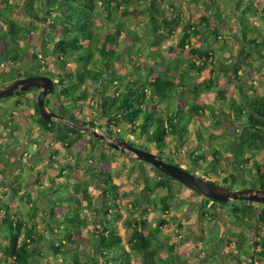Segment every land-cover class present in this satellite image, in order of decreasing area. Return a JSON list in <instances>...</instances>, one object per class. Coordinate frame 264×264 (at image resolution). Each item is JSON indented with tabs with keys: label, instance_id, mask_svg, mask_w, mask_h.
I'll return each mask as SVG.
<instances>
[{
	"label": "rangeland",
	"instance_id": "374dc122",
	"mask_svg": "<svg viewBox=\"0 0 264 264\" xmlns=\"http://www.w3.org/2000/svg\"><path fill=\"white\" fill-rule=\"evenodd\" d=\"M8 1L10 8L3 6V0H0V11L8 14L7 16L18 23L25 24L30 33L27 43L23 41L18 43L21 48V54L17 62L12 63L2 59L4 58L7 45L0 44V86L17 80L19 72L45 75L47 73L45 64L53 68L49 62L55 59L51 55V51L54 39L58 34L57 31L49 32L46 23L34 21L22 11V9H30L31 7L33 13L37 12L40 15L42 5L46 3V0ZM238 2L241 8L235 11V5ZM251 2L252 0H203V3L216 11L213 13L215 17H212L207 16L203 11L204 4L195 5L190 0H141L140 2L134 0L129 6L121 4L122 6L119 8H113L110 14L104 8L103 1L98 0L97 15L92 22V31L96 37L102 39L112 34L117 28L127 29L135 33V40L131 41L132 43H138L141 47L146 46L147 48L164 43L167 45L165 51L168 48L174 49L173 55L175 53L179 54L180 50L177 46L181 42L183 33L186 32L190 37H193V44L201 49L205 46L206 41L212 42L213 39L207 32H212L213 29L217 30V33H221L222 37L223 35L225 36L222 40L230 41L229 43L232 45L237 42L239 46V36L237 38L233 37L237 29H239L237 15L242 14L241 10L248 6L252 8L248 15L253 21L262 17L259 11L260 8L251 6L249 4ZM257 6L261 5L258 4ZM202 17H207L209 21H205ZM171 19L176 22V25L166 27L168 22L166 20ZM259 25L264 28V25ZM247 27H244V30ZM201 32L202 35H199ZM0 36L7 38L6 28L1 23ZM125 38L126 33L122 32L118 45L114 47L122 52V62L114 64L113 69L116 72H122L125 76L127 74L130 76L134 70L131 68V63H129L127 52L130 50V44L132 43ZM215 40H217V45L221 43L218 38H215ZM198 56L201 57L200 55ZM68 66L73 71L75 63L70 60ZM147 67L146 63L141 61L138 66V73L143 75V69ZM210 69L215 70L216 68L212 66ZM233 69V67H228L230 78H232ZM217 72L220 75L217 78L218 81L214 82V84L208 82V84H211L210 87H223L231 92V95L238 97V91L235 86L229 83V80L224 79L220 71L217 70ZM251 72L254 73L253 76L250 74ZM204 74V76H207L209 72L205 71ZM23 76L22 74L20 79L25 78ZM204 76L199 75L196 79L200 77L205 80ZM237 77L255 86L256 90L254 92L251 91L248 95H264L263 59H259L256 55L252 67L243 66L241 70H238ZM3 79L6 80L5 83H2ZM184 82L188 84L194 83L193 80L188 82L185 80ZM199 83L204 87L205 84L202 83L201 79H199ZM95 86L97 85L87 84V98L76 101L75 109L70 110L72 115L68 113L67 118L73 117L72 122L56 120L58 126L62 128L63 125L68 123L71 127H78V129L85 127L90 131H95L98 135H102L108 142L121 138L127 143L140 147L142 150L151 151V153L156 155L160 153L161 155L159 156L164 161L179 165L189 171L197 170L198 167L193 162L196 161L200 166V171L195 172V175L217 184H220V180L225 175L233 172V168L241 166L243 173L237 177L251 182L253 185L257 184L254 179V164L257 163L264 166V151L253 155L249 163L241 164L234 160L233 154L230 153L231 151L224 153L223 149L220 148L223 155L218 165V176L209 177L203 172L209 171L206 169L208 162L211 161L209 151L218 149L223 144L226 147L232 141L238 128V125L235 126V121L232 124L231 114L226 108L227 105L220 98L215 95L214 99L208 98L206 95L202 96L201 100L208 102L214 108L212 115L206 112L202 115L203 118L198 120L207 129V131L203 130L206 136H203L205 141L200 142L196 139L195 126L193 125V127L191 124L189 125L188 139L181 149L176 150V143L173 137L165 138L164 145L160 148H154L153 145L148 144L145 135L140 134L139 129H135L134 133H132V128L125 124H123L122 128L106 127V119L99 112V104L103 94L101 93L102 88ZM192 88L194 87L189 86L188 90H183L176 85V90L172 92L171 99L175 100V102L176 100L191 102L195 98L189 92ZM116 91L115 85L112 84L107 86V91L104 94L111 96L115 95ZM35 92L32 90L31 94L19 98V105L23 107V112L19 114V124L22 123L23 127L19 126V134L12 135L13 138H18L19 136V146H0V162L5 164L3 168L0 166V201L5 203L12 211L19 212L20 218L34 221L40 224L41 227L43 226L44 231L41 234L44 237L56 238L53 236H56L57 232L61 234L60 231L62 232V229L68 226V222L63 218V215L66 217L67 214L76 212L83 220L81 221L82 224H84L83 222L86 224V227L78 226V235L73 238L72 243H66V247L62 249L63 251L60 254L54 253L50 248L40 247L39 252L45 256V260L41 264H62L60 261L61 256H66L70 252L76 253L74 261H66L63 264H93L92 258L95 255H97L99 260L98 264H119L107 258L106 261L101 256L103 255L102 251L94 249V246L91 245V240L98 234L94 232L93 228L95 219L98 220L96 223L97 229L101 232L114 228L115 233L121 238V245L129 252V264L141 263L140 255L136 252H131L127 244L131 233L137 228L139 220H144L146 223L145 230L149 232L148 236L153 231L158 232V240L155 244L160 247V256L157 264H174L166 260L171 257L175 258V255H178L186 264L249 263V258L246 257H241L239 263L233 260L237 249L234 248L236 245L235 238L231 237V233L242 232L245 236V242L243 243L245 246H250L256 236H253L248 228H238L231 224L232 219L229 217L228 206H222L202 198L176 181L167 180L168 189L158 187L157 182L163 180V176L152 166L139 162L132 156L114 151L106 143L93 139L86 132H81V139L73 147L66 149L63 143L57 141L53 135H45L44 131L37 128L34 124L35 122L27 120L34 114ZM229 95L228 93L226 94V96ZM198 98L197 100H199ZM15 99L6 98L0 100V114H3V117H0L2 119L6 110L13 106ZM49 100L50 104L48 107L53 112H57L60 107L64 106L62 101L54 94L53 97H49ZM236 101L238 103L240 99ZM175 102L171 101L169 104V106L173 107L172 110L176 106ZM160 106L164 108L166 104L163 103ZM9 120L15 124L17 123L16 116L13 114ZM29 127L31 129H26ZM201 129H203L202 126ZM151 131L150 128L149 132ZM5 137H7L5 130L0 128V139ZM31 137L34 139V146L28 147L29 141H27V138ZM40 142L43 143H41V151L38 152L35 147ZM25 146H27V155H23ZM201 154L204 155L205 159H196ZM154 185L153 191L148 189V187L152 188ZM76 187L78 188L77 193L75 191ZM85 187L92 189L96 193L97 200L101 199L102 204L105 201L102 211H96L98 208L97 201H94L89 209L82 203L80 190ZM55 189L62 195V200L55 198V205L52 206L51 201L54 197L52 193ZM102 190H106L107 194L102 195ZM111 190H114L113 193L116 194V205L114 207L112 205V197L114 195L111 194ZM166 194L171 195L172 200L169 212L162 214L155 198ZM145 198L152 200L150 206L144 202ZM65 200L73 203L75 200H79L81 204L79 206L73 205L72 211H68L63 207H59L62 206L61 204ZM137 206H141V215L138 213ZM254 206L258 212L264 211L263 204L254 203ZM0 208L3 207L0 205ZM113 214H117V217ZM2 217L3 215L0 213V224L2 223ZM54 218L57 221L53 220ZM51 219L53 220V225L50 226L48 222ZM161 219L164 220V223L159 224ZM54 226L56 227L54 228ZM254 227V232L264 235V226L255 225ZM214 232L218 235L216 243L203 249L202 242L207 235ZM228 241L230 242L229 244L227 243ZM259 250L260 248L257 249V251ZM106 256L110 258L109 255ZM111 256L113 258V255ZM254 264H264V260Z\"/></svg>",
	"mask_w": 264,
	"mask_h": 264
},
{
	"label": "trees",
	"instance_id": "16d2710c",
	"mask_svg": "<svg viewBox=\"0 0 264 264\" xmlns=\"http://www.w3.org/2000/svg\"><path fill=\"white\" fill-rule=\"evenodd\" d=\"M102 1L104 8H106L108 14H110L113 8H119L122 6L121 4L129 6L134 0ZM135 1L140 2L141 0ZM190 1L195 5L199 3L204 4L203 11L206 15L215 17L213 13L216 11L203 3V0ZM251 3H249L251 6L260 8L261 18L264 20V0H258L257 2L252 0ZM258 4L261 6L258 7ZM3 6L10 8L9 1L3 0ZM240 8V3L238 2L235 5V11H238ZM97 9L98 0H46V3L42 5L40 15L37 14V12L33 13L31 7L30 9H22L23 13L34 21L46 23L49 32L57 31L58 33L54 39L51 51V55H53L55 59L49 62L53 68L45 64L47 72L45 76L56 82L54 95L64 104L58 111L59 116L66 118L70 110L75 109L77 105L76 101L87 98L88 89H86V85L96 84L97 86L95 87L102 88L101 93L103 94L101 95L102 100L99 104V112L101 116L106 119V127L122 128L123 124H125L132 128V133H134L135 129H139L140 134H144L148 140V144L153 145L154 148H160L164 145L165 138L173 137L176 143V150H179L188 139L187 135L189 134V125L191 124L195 126L194 133L196 139L200 142L205 141L203 137L204 131L201 129L203 125H201L198 120L202 119V115L206 112L212 115L214 108L210 104L199 102L197 98L199 93H215L216 97L220 98L231 107L234 112V121L238 124V128L232 141H230L226 147L223 146V144L218 149H211L209 151L211 161L208 162L206 168L209 171L203 172L209 177H213L214 175L218 176V165L223 155L220 148L223 149L224 153L231 151L230 153L233 154L234 160L241 164L249 163L253 155L264 151V95L250 96L246 93L245 89L254 92L255 88L253 86H247L240 77H237L238 70L242 68L240 63L233 66L234 69L232 74V79L236 81V90L238 91L240 99L238 103L230 101L227 98V91L210 87L211 84L214 83L210 78L208 81L202 82L205 84L204 87L199 83L193 89L189 90L195 97L191 102L187 103L179 100L175 102V100L171 99V94L176 90V85L183 90H188L189 84L184 82V77L181 76L182 74L179 76L180 78L178 81L176 78L167 74V71L170 70L168 68L170 64L166 65V69L162 72H158L153 78L151 74L154 68L150 70L149 74H130V76H128V74L125 76L122 72H116L113 69L114 64L122 62V52L114 48L119 43L118 41L121 33L125 32V39L128 40H132L135 33L127 29L122 30L121 28H117L112 34L99 39L92 31V22L97 15ZM250 9L252 8L245 6V8L241 10L242 14L237 15L241 20L240 22L243 28L246 27L248 23L243 15L250 13ZM7 15L8 14H4L0 11V23L6 28L7 32V38L0 36V43H5L7 45L4 58L2 59L13 63L17 62L20 58L21 48L18 46V43L22 41L27 43L29 41L30 31L25 24H20ZM202 19L209 21L207 17H202ZM49 20L51 21L49 22ZM166 21H168L166 27H173L176 25V22L172 19ZM213 31L215 33L217 32L215 29H213ZM186 33H183L181 42L177 47L180 52L184 51L185 47H187L192 55L199 54L201 56V59L204 61L202 66L195 67L193 64L186 65L187 69H196L197 72L200 73L208 69L207 64H213L215 58L212 51H209L206 45L203 47L204 49L192 47L189 40L190 36ZM193 34H195V32H193ZM243 37L245 39V36ZM245 41L249 44L250 50L255 52L258 58H264V42L255 43V37H251L249 40ZM127 56L129 57L128 52ZM248 57L249 55L246 54L243 56V59L248 60ZM70 60L72 63H75L73 71L70 70L68 66ZM220 69V72L226 75L227 68L222 66ZM212 72L213 71H210V74ZM22 74L24 75L23 77L33 76L32 74L19 72V78H22ZM5 82L6 80L3 79L2 83ZM208 82H211V84H208ZM112 84L115 85L117 90L116 94L107 96L104 93L107 91V86ZM171 101H174L176 104L174 110H172L173 107L169 106ZM163 103L166 104L164 108L160 106ZM34 107L35 112L38 114L36 103ZM68 119L72 122L73 117ZM39 123L41 129H47L54 135L57 141L63 143L66 149L73 147L81 139V131L69 125H63L61 128L54 121L46 122L40 118ZM150 128L152 130L151 132H149ZM117 139L123 141L121 138ZM131 145L140 148L132 143ZM159 155L161 154L158 153L157 156ZM196 159L204 160L205 157L201 154L197 156ZM102 161H104V159H102ZM193 162L198 167L197 170L189 171L186 168L185 170L195 174V172L200 171V166L198 162ZM254 165V179L257 183L256 185L237 177L241 176L243 173L241 166L233 168V172L225 175L220 180V184L229 188L238 189L264 187V166L257 163ZM158 173L163 176V180L157 182L159 185L158 187L168 189L167 180H174L160 172ZM153 188H155V185L152 188L148 187V189L152 191ZM75 191L76 193L78 192L77 187ZM113 191L114 190H111L110 192L114 195L112 197V205L114 207L116 205V194L113 193ZM101 193L105 195L107 191L102 190ZM80 195L82 203L86 206L91 205L94 201H97L98 204L101 203V200H97L96 193L88 187L81 189ZM52 196H54L51 201L53 205H55V198L58 200L62 198V195L57 189L53 191ZM155 200L162 214L169 212L172 200L171 195H160L156 197ZM65 202H68L72 206H79L81 204L79 200H75L74 203L68 200H65ZM144 202L149 206L152 204V200H149V198H145ZM217 204L228 206L230 212L229 217L232 219L231 224L233 226L248 228L251 230L252 235L257 238L252 240L250 246H245L243 244L245 242L244 234L242 232H232L231 237L235 238L236 244L234 248L237 249L235 259L233 260L239 263L241 257H246L249 258L248 264H254L255 262L264 260V235L262 236L258 234V232H254L255 225L264 226V211L258 212L254 203L243 201L230 204ZM0 205L3 207L0 208V213L3 215L1 218L2 223L0 224V264H41L44 262L45 256L39 252L40 247L50 248L54 253L60 254L63 251L62 249L66 247V243H72L73 238L78 235V226L81 225L82 227H86L85 222L82 224L81 221L83 220L74 212L72 214H67L66 217L63 215L66 222H68V226L64 227L62 232L60 231V233L64 235L63 238L44 237L41 234L42 227L22 221L19 217L20 213L12 211L11 208L6 206L2 201H0ZM104 206L105 201L102 205L98 206L99 209L96 211H102ZM137 208L138 213L141 215V206H137ZM113 215L117 217V214ZM78 218H80V220H78ZM94 222V232L98 233L91 240V245L94 246V249L102 251L103 255L101 256L105 260L107 258L114 263L129 264V252L121 245V238L115 233V230H113L114 228L101 232L97 229L98 226L96 223L98 220L95 219ZM161 223H164V220L161 219L159 224ZM145 227L146 223L144 220H139L137 228L131 233L127 242L128 249L140 255V264H157L160 256V247L155 244L158 240V232L153 231L151 235L148 236L149 232L145 230ZM217 239L218 235L216 232L207 235L206 239L202 242V248L206 249L211 247L216 243ZM227 243L229 244L230 242L228 241ZM258 248H260L259 251H257ZM106 255H109L110 258ZM111 255H113V258ZM75 257L76 253L70 252L66 254V256H61L60 261L63 264L66 261H74ZM166 261L174 264H186L178 255ZM92 263H99L97 255L92 258Z\"/></svg>",
	"mask_w": 264,
	"mask_h": 264
},
{
	"label": "crops",
	"instance_id": "0c3cea01",
	"mask_svg": "<svg viewBox=\"0 0 264 264\" xmlns=\"http://www.w3.org/2000/svg\"><path fill=\"white\" fill-rule=\"evenodd\" d=\"M254 1L257 2L258 0H254ZM243 16H244L245 20L248 22L247 23L248 27L246 30H244V28L242 27L241 22H240L241 20L238 17H236L237 21H238L239 29H237V32L233 36L234 38H237V36H239V41H238L240 44L239 46L237 45L238 44L237 42L232 45L231 43H229L230 41L222 40V38H224L225 36L223 35V37H222L221 33H217V32L215 33L213 31L207 32V34L210 35L213 40H212V42L206 41L205 45L208 46L209 51H212L215 59L213 58L214 59L213 64H209V63L207 64L208 69H205V70L201 71L200 73H198L196 69H192V68L187 69L186 68V65H189V64H193L195 67H200L204 63L203 59H201V57L198 56L199 54L192 55V53H189L187 47H185L184 51H182V52L179 51V54L175 53L173 55L174 49L168 48V50L165 51L167 45H165L164 43H159L158 46L153 45V46H149V48H147L146 46L141 47L140 44H138V43H134V42L132 43L131 41H134L135 40L134 38L132 40L131 39L128 40V42L132 43V44H130L131 48L128 51L129 63H131V65H132L131 68H133V70H134L132 74H134V75L139 74L138 73V66L141 63V61H144V63H146V65L148 66L147 68L143 69V75L149 74L150 70L152 68H154V71L151 74L152 78L155 77L158 72L164 71L166 69L165 66L170 64V66H168V68L170 70L167 71L168 75H171V77L176 78V80L178 81L180 78L179 76L182 74L181 76L184 77L183 80L184 81L186 80L187 82L189 80H193L194 83L189 84V86L195 87L198 84L199 79H201V81L204 82V81H208V79L210 78L214 82H217L218 81L217 78L220 76L218 74L217 70L220 71L221 70L220 68L222 66H224L227 68V73H226V75H223L221 73L223 78L226 80H229V83H232L236 88V81L229 77L228 67H233L234 65L239 64V63L242 65V67L243 66L247 67V68L252 67V63H253L254 58H256V54H255V52H252V50H250V46H249V44L246 43L245 40H249L251 37H253V38L255 37L256 38L255 43L264 42V28L259 25V24L264 25L263 18H256V20L254 19V21H255L254 22L248 14L243 15ZM199 35H202V32ZM216 35H217V37H216ZM214 36H215V38H218L219 40H221V43L219 45L216 44L217 40H215ZM243 36H245V39ZM192 38L193 37H190V39H189L191 46L194 48L201 49V48H199V46L193 44ZM148 45H150V44H148ZM169 47H172V46H169ZM203 47H205V46H203ZM202 49H204V48H202ZM169 51L172 55L170 53L168 54ZM246 54L249 55L248 60L243 59V56ZM259 59L264 60V58H259ZM212 66H214L216 69L211 70L210 68ZM205 71L209 72V74L207 76H204ZM210 71H213V72L210 74ZM250 74L252 76L254 75L253 72H251ZM199 75L204 76L206 79L204 80L200 77H199V79H196ZM242 81H243V79H242ZM245 83L247 84V86H253L255 88V86L253 84H251L247 81H245ZM218 89H221V90L223 89V90L227 91V93L230 94L229 96H227V98L230 101L237 102L236 100H239V96L235 97L234 95H231V92H229L225 88L220 87ZM255 90H256V88H255ZM245 91L247 94L251 93V91L248 89H245ZM203 95H206V97H208V98L211 97V99H214L215 93H209V94L199 93L200 97L198 98L199 99L198 101L205 103V104H208V102H203L201 100ZM257 95H263V94H257ZM250 96H252V95H250ZM225 105H227L226 106L227 111H229V113L231 114V122H232V124H234V112L232 111L231 107L226 102H225ZM236 125H238V124L235 123V126ZM202 128H203V130H207L206 126H204V125ZM236 131H237V129H236ZM92 204L89 206H86L85 204L84 205L87 207V209H89L92 206ZM100 205H102V204L101 203L98 204L97 207ZM52 206H54V205H52ZM59 207H63L68 211H72L74 206H72L68 202H63L62 206H59ZM97 209H99V207ZM21 219L24 222L36 224V225H38V227H41L40 224H37L34 221H30L28 219L24 220L22 217H21ZM53 220L57 221L56 218H54ZM53 220L52 219L49 220L48 224L50 226L53 225V222H52ZM55 227L56 226H54V228ZM42 231H44L43 226H42L41 232ZM55 235L56 236H53V237H56V238L64 236L63 233L59 234V232H57V234H55Z\"/></svg>",
	"mask_w": 264,
	"mask_h": 264
},
{
	"label": "water",
	"instance_id": "95a60500",
	"mask_svg": "<svg viewBox=\"0 0 264 264\" xmlns=\"http://www.w3.org/2000/svg\"><path fill=\"white\" fill-rule=\"evenodd\" d=\"M40 90L37 98V109L43 121L64 120L58 114L52 112L48 107V98L55 93V83L46 76H31L14 80L0 86V100L12 97L18 93ZM81 132L83 131L80 129ZM93 138L101 140L114 151L134 157L137 161L147 163L158 172L166 175L172 180L183 185L187 189L213 202L229 204L232 202H248L264 205V188H240L233 189L212 181L200 178L195 174L187 172L184 168L173 163L164 161L154 153L136 148L125 141L113 140L108 142L102 135L95 131L84 129Z\"/></svg>",
	"mask_w": 264,
	"mask_h": 264
},
{
	"label": "flooded vegetation",
	"instance_id": "af4514ba",
	"mask_svg": "<svg viewBox=\"0 0 264 264\" xmlns=\"http://www.w3.org/2000/svg\"><path fill=\"white\" fill-rule=\"evenodd\" d=\"M0 44H3L5 45V43H0ZM33 76H45V75H33ZM31 77V76H30ZM47 77V76H46ZM26 78V77H25ZM19 79V78H18ZM54 83H56L55 81H53ZM55 88H56V84H55ZM36 91L35 93V101H34V104L36 103L37 105V98H38V95L40 93V90H34ZM32 91H29V92H23V93H18L12 97H9V98H16L15 101L13 102V106L9 109L6 110V113H5V116L4 118L2 119L3 117V114H0V128L4 129L5 130V135L7 137H5L4 139H0V146H5V145H9V146H16L18 145L19 146V136L18 138H13L12 135H16V134H19V126H22V123L19 124V114H21L23 112V107L21 105H19V98H23V96H26L28 94H31ZM22 94V95H21ZM53 97V95H51ZM49 100V98H48ZM34 104H33V112L34 114H32V117L30 116V118H27V120L31 121V122H35L34 124L37 126V128L41 131H44L45 135H53L51 134L47 129H41L40 128V123H39V113L37 114L35 112V107H34ZM50 104V100L48 101V104H47V107L49 106ZM49 108V107H48ZM10 110V112H8ZM38 110V109H37ZM60 110V108H59ZM58 110V111H59ZM58 111L57 112H54L56 114H58ZM53 112V111H52ZM15 115L16 116V119H17V123H13L11 122V120H9L11 118V116ZM22 116V115H21ZM25 116V115H24ZM61 117V116H60ZM63 118V117H62ZM41 119V118H40ZM54 122H56V120H52ZM60 121H69V119L66 117L64 118V120H60ZM50 122V121H48ZM71 123V122H70ZM65 125H69L68 123H66ZM77 125H79L77 123ZM85 125V124H83ZM70 126V125H69ZM23 127V126H22ZM25 127H28V126H25ZM71 127V126H70ZM75 129H78V127H74ZM26 129H31L30 127L29 128H26ZM33 129V128H32ZM81 129V128H80ZM78 129V130H80ZM84 129H86L85 127L82 129L83 131L82 132H85ZM81 131V130H80ZM11 135V136H10ZM29 136V135H27ZM54 136V135H53ZM92 137V136H91ZM95 139V138H93ZM116 139V138H115ZM118 140V139H117ZM27 141H29V144H28V147L29 146H34L33 142H34V139L31 137V138H27ZM101 141V140H100ZM121 141V140H120ZM103 142V141H102ZM41 143L43 142H40V144H38V146L35 147V150L37 149V151H41ZM105 143V142H104ZM131 145V143H128ZM24 151L25 153L23 155H27V146H25L24 148ZM0 166L3 168L5 166V164H3L2 162H0ZM248 188H252V187H248ZM261 188H264V187H257V188H253V189H261ZM234 189V188H233ZM238 189V188H236ZM230 204V203H229Z\"/></svg>",
	"mask_w": 264,
	"mask_h": 264
}]
</instances>
